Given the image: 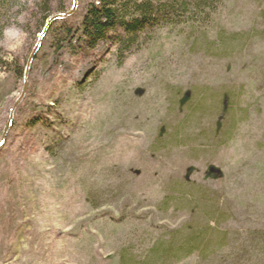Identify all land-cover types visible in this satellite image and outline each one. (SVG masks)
<instances>
[{
  "label": "rangeland",
  "instance_id": "1",
  "mask_svg": "<svg viewBox=\"0 0 264 264\" xmlns=\"http://www.w3.org/2000/svg\"><path fill=\"white\" fill-rule=\"evenodd\" d=\"M70 3L1 21L0 137L39 7ZM210 5L123 56L45 39L0 149V264H264V0Z\"/></svg>",
  "mask_w": 264,
  "mask_h": 264
},
{
  "label": "trees",
  "instance_id": "2",
  "mask_svg": "<svg viewBox=\"0 0 264 264\" xmlns=\"http://www.w3.org/2000/svg\"><path fill=\"white\" fill-rule=\"evenodd\" d=\"M12 2L13 0H0V27L3 26L1 21L6 19ZM215 2L216 0H93L79 24H73L69 20L56 22L49 29L45 39L52 37V47L57 55L64 50L78 55L84 48L95 50L99 44L110 41L115 45L116 52L123 56L137 50L145 31L150 35L160 29H175L182 24L193 25L197 15L203 14L207 8L211 12L210 3ZM39 9L43 13L40 33L47 19L53 14L48 8ZM68 9L62 7L57 12H66ZM23 72L24 67L16 70L19 78H23ZM44 106L50 109L48 104ZM40 119H44L43 116H34L29 126L36 124L37 121L43 125L44 122ZM16 123L15 119L13 128ZM212 171L219 172L211 168L209 174Z\"/></svg>",
  "mask_w": 264,
  "mask_h": 264
},
{
  "label": "water",
  "instance_id": "3",
  "mask_svg": "<svg viewBox=\"0 0 264 264\" xmlns=\"http://www.w3.org/2000/svg\"><path fill=\"white\" fill-rule=\"evenodd\" d=\"M78 8H79V0H71V6L68 11L54 14L50 16L45 22V25L42 31L40 32V34L38 35L36 43L27 58L23 72L22 88L20 94L18 95V97L16 98L15 102L12 105L8 114V118L4 124L2 134L0 137V149L5 145L7 141L8 135L13 127L18 108L23 104L24 100L27 97L30 88V74H31L32 66L42 47L43 41L48 34L49 29L56 22L66 21L71 17H73L77 12Z\"/></svg>",
  "mask_w": 264,
  "mask_h": 264
},
{
  "label": "clouds",
  "instance_id": "4",
  "mask_svg": "<svg viewBox=\"0 0 264 264\" xmlns=\"http://www.w3.org/2000/svg\"><path fill=\"white\" fill-rule=\"evenodd\" d=\"M4 34L6 37H10L12 34H15L17 37H23V33L20 29L16 28L15 25L7 27L4 29ZM13 50H15L14 45H9Z\"/></svg>",
  "mask_w": 264,
  "mask_h": 264
}]
</instances>
